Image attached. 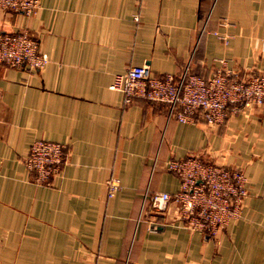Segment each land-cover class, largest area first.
Listing matches in <instances>:
<instances>
[{"label":"crops","instance_id":"0c3cea01","mask_svg":"<svg viewBox=\"0 0 264 264\" xmlns=\"http://www.w3.org/2000/svg\"><path fill=\"white\" fill-rule=\"evenodd\" d=\"M40 4L30 17L0 8V33L27 29L49 58L41 71L0 65V264H264V106L222 126L182 124L164 104L125 105L110 89L131 66L209 78L224 61L257 74L264 0ZM36 140L69 148L52 187L26 168ZM180 150L248 179L241 218L218 237L189 230L174 203L142 214L146 193L179 190L166 164ZM111 178L120 189L109 199Z\"/></svg>","mask_w":264,"mask_h":264},{"label":"built area","instance_id":"2783aa9c","mask_svg":"<svg viewBox=\"0 0 264 264\" xmlns=\"http://www.w3.org/2000/svg\"><path fill=\"white\" fill-rule=\"evenodd\" d=\"M0 8L33 16L41 8L40 0H0ZM139 22V16L135 17ZM227 43V37H220ZM49 63L48 55L39 41L27 29L18 33H0V65L11 68L27 67L41 71ZM110 89L123 94L124 104L137 100L161 103L168 107V116L182 124L205 123L222 126L238 112L264 106V68L257 74L241 77L225 68V62L209 78L193 73L187 66L179 76H154L146 66H131L116 75ZM67 145L36 140L25 161L26 168L34 173V183L52 187L67 165ZM167 170L180 181L174 193H146L142 214L152 211L164 213L174 203L182 221L191 231L218 237L227 227L241 218L249 197L248 179L238 169L204 161L200 156L170 159ZM119 181H107V196L115 197Z\"/></svg>","mask_w":264,"mask_h":264}]
</instances>
